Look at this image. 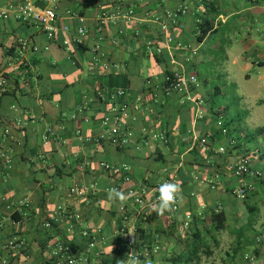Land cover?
Returning a JSON list of instances; mask_svg holds the SVG:
<instances>
[{"label":"crops","instance_id":"crops-1","mask_svg":"<svg viewBox=\"0 0 264 264\" xmlns=\"http://www.w3.org/2000/svg\"><path fill=\"white\" fill-rule=\"evenodd\" d=\"M16 3L0 0V7L7 10ZM56 5L59 25L69 30L59 31L54 41L38 25L13 16L0 19V71L10 86L0 94V145L13 158L10 167H0V263L55 264L59 245L83 253L94 236L98 241L90 250L92 264L127 261L123 251L115 250L122 244L121 209L136 214L137 207L130 199L123 205L108 200L106 190L153 186L176 174L183 195L179 210L163 216L152 211L157 192L151 190L144 219L135 218L142 239H157L161 246L158 254L139 259L142 264H250L249 258L264 264V98L252 99L234 83L240 74L250 80L249 63L264 67V0H56ZM179 9L186 13L174 22L169 14ZM205 18L216 20L215 30L199 42ZM222 26L223 37H215ZM81 27L86 35L78 45L74 38ZM168 38L198 53L177 51ZM25 39L38 51L28 50L16 62ZM219 45L227 49L224 67L210 77L205 65L211 61L216 66L212 52ZM178 71L202 83L190 101L175 92L166 96L158 88ZM230 86L235 107L224 90ZM97 89L106 93L102 101L96 98ZM119 90L128 95L113 98ZM138 97L139 112L131 107L135 142L124 148L96 142L107 109ZM219 119L225 121L227 134L217 126ZM50 127L59 137L45 144ZM6 128L12 131L8 138ZM207 137L205 149L199 140ZM243 156L261 174L252 180L256 190L248 199L254 205L242 204L234 195L241 179L232 175L231 167ZM102 162L115 170L129 167L132 182L104 172ZM74 186L87 189L88 196H71ZM60 206L80 214L81 220H60L49 231L44 225ZM220 212L225 229L218 230L211 218ZM188 214L193 222L186 228ZM253 215L257 217L251 220ZM196 231L205 245L198 253L200 262L185 263L190 254L184 244L192 242ZM13 239L25 242L24 248L5 250Z\"/></svg>","mask_w":264,"mask_h":264},{"label":"built area","instance_id":"built-area-1","mask_svg":"<svg viewBox=\"0 0 264 264\" xmlns=\"http://www.w3.org/2000/svg\"><path fill=\"white\" fill-rule=\"evenodd\" d=\"M77 3L83 2V0H74ZM179 13L185 14V9H179L177 13H170L169 18L174 22L178 19ZM70 16H76V14H72L69 12ZM16 18L18 21L27 23V24H35L38 25L47 35V37L54 41L58 37V33L61 30L68 31L69 28L61 27L59 25L61 16L58 14L56 0H17L15 6H10L7 10H4L0 7V19L7 20L10 17ZM78 17V16H77ZM80 23H84V18L78 17ZM157 21V20H156ZM162 28L164 30H168L166 23H162ZM86 35L85 28L81 27L78 30V35L74 38V42L78 45L82 43L83 37ZM69 42H65V45L68 46ZM168 43L170 46H174V49L177 51L187 50L192 52L193 55L198 53L197 49H193L190 46H185L181 43H175L172 38H168ZM37 52L38 48L33 44L30 40H22L21 46L19 50V55L16 58V62L21 61V56L26 51ZM262 82L264 84V73L262 75ZM202 86V83L198 79L197 76L188 74L185 71H178L169 73L165 82L158 85L160 91H162L166 96H169L172 93L181 94L185 100H192L191 92L195 88H199ZM9 80L5 73V71H0V94H6L9 92ZM128 95L127 91L119 90L116 95L114 94L112 97L117 99L124 98ZM106 96V93L102 89H97L96 98L99 100H103ZM142 104V99L140 97L133 100L130 104L128 102L115 103L112 104L101 118L98 124L97 135L95 136L96 142L109 141L115 147L124 148L136 140L135 132L131 126V122L136 121V116L133 114V110L139 112L140 106ZM133 110H132V108ZM204 114H199L198 118L202 119ZM217 126L221 129L223 134H227L228 130L224 126V120L219 119L217 121ZM4 137L8 138L11 136L12 131L9 128L3 130ZM77 136H81L82 133L80 130L76 132ZM147 134V132H145ZM57 132L53 128H48L45 135V144H49L52 140L58 139ZM156 138L161 139L163 142H167L164 136H157ZM200 141V145L208 149L209 148V138H203ZM12 155L8 150H6L2 145H0V167H10L12 165ZM100 168L106 173H116L122 178L124 183L132 182L131 170L129 167H122L120 170H115V168L107 162L100 163ZM232 175L236 178H240L241 182L239 186L234 190V195L237 199L241 201H245L249 198L250 194L254 193L256 190L255 180L261 177V174L254 172L252 161L249 157L243 156L241 157L232 167H231ZM165 181L171 182H179L178 175L173 174L166 178ZM161 182V183H163ZM161 183H157L155 185L141 184L138 187H130L126 190V193H131L132 196L130 198L131 203L137 207L136 214L134 211H128L126 208H122V216L119 228V234L122 238V244L119 245L115 250L120 253L124 252V255L127 260L130 258H138V259H147L152 255H156L159 253L161 246L159 241L156 239L155 242L144 241L140 235V224L137 223L136 217L139 219H143L145 217V212L143 209L146 205V200L149 192L151 190H155L157 192V198L159 196V185ZM180 183V182H179ZM119 190V189H118ZM120 191H122L120 189ZM70 195L73 197L86 198L88 196V190L79 186H74L70 190ZM156 198V200H157ZM9 209H13V205L8 206ZM180 208L179 203L175 206V211H178ZM135 214V215H134ZM202 217V214H199ZM66 221L68 223H73L74 221H80L81 215L71 212L69 209L64 208L63 206L58 207L57 212L50 218V220L44 225L46 229L51 228L53 222L58 221ZM193 222L192 214H188L185 219L184 226L189 228L191 223ZM1 226V225H0ZM98 238L92 237V240L88 246V249L83 253L78 250L72 249L70 247L59 245L57 250L54 252L53 257L55 260V264H92V258L90 256V250L95 248L97 245ZM25 246V242L20 241L18 239H13L9 241L4 249L17 252L23 249ZM100 254H96V257H99ZM250 264H255V260L253 258H249ZM0 264H7L6 261H2Z\"/></svg>","mask_w":264,"mask_h":264},{"label":"rangeland","instance_id":"rangeland-1","mask_svg":"<svg viewBox=\"0 0 264 264\" xmlns=\"http://www.w3.org/2000/svg\"><path fill=\"white\" fill-rule=\"evenodd\" d=\"M223 32H224V27L222 26L220 28V30L216 33L215 37L222 38ZM213 48H214V50L212 52L213 58L217 59L216 60V66L212 65L213 63H211V61L207 65H205L206 68L208 69V72H209L208 75H210V77H213L217 71H219V70L221 71L220 68L224 67L223 63H225L226 54H227V49H225L226 46L219 45V46H214ZM251 54L253 55L254 53L250 52V55ZM216 67H218V68H216ZM246 69H247V71H246L247 73H249V71H250L251 78H250V80H247L245 78L244 74H240V76L234 80V83H237V86L239 88L238 91H247V93L250 94V97L252 99H257V98L263 99L264 98V86L262 85L261 77L264 73V67L249 63L248 66L246 67ZM228 85H230V84H228ZM224 90L226 92V95L228 96V103L234 107L236 105L238 106V103H236L237 102L236 94L233 91V89H231V86L228 88H224ZM254 96H255V98H254ZM261 144H263V142ZM261 147H263V146L261 145ZM241 203L246 204V205H249V204L254 205L252 199H247L245 201H241ZM256 204L258 205V203H256ZM256 215H253L251 217V220H254L257 217ZM263 220H264V217H263ZM244 231L246 232V231H248V229L246 228Z\"/></svg>","mask_w":264,"mask_h":264},{"label":"clouds","instance_id":"clouds-1","mask_svg":"<svg viewBox=\"0 0 264 264\" xmlns=\"http://www.w3.org/2000/svg\"><path fill=\"white\" fill-rule=\"evenodd\" d=\"M106 191L108 200L121 205L126 204L132 196L131 193L125 194L115 187ZM158 191L159 196L151 205V210L160 216H163L166 212H174L175 206L183 199L181 184L179 182L165 181L159 185ZM118 264H142V262L138 258H130L127 261H118Z\"/></svg>","mask_w":264,"mask_h":264},{"label":"trees","instance_id":"trees-1","mask_svg":"<svg viewBox=\"0 0 264 264\" xmlns=\"http://www.w3.org/2000/svg\"><path fill=\"white\" fill-rule=\"evenodd\" d=\"M215 19H209V18H205L204 21L202 22L201 26H200V35L198 36V40L199 42H203L206 37H208V34H211L214 30H215ZM224 126L226 127V123L224 121ZM124 193H126V190H123ZM211 221L216 225V228L218 230L220 229H225V225L223 223H225V216L222 212L215 214L212 218ZM58 222H53L51 228H49V231H52L56 225L59 223ZM141 229H140V233H141ZM142 238V237H141ZM192 242H185V249L188 250L190 256L183 258V261L185 263L188 262H195V263H199L200 262V256L198 255L199 250L201 248H203L204 242L202 241L201 235L199 231H196L193 236H192ZM146 241V240H145ZM150 242V241H148ZM122 253V252H120ZM183 255V254H182ZM183 257V256H182ZM177 260H181L179 257H177Z\"/></svg>","mask_w":264,"mask_h":264}]
</instances>
